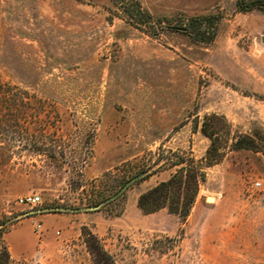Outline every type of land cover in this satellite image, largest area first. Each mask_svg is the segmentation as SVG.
Returning <instances> with one entry per match:
<instances>
[{"label":"rangeland","instance_id":"rangeland-1","mask_svg":"<svg viewBox=\"0 0 264 264\" xmlns=\"http://www.w3.org/2000/svg\"><path fill=\"white\" fill-rule=\"evenodd\" d=\"M204 126L223 156L187 218L144 212L139 197L182 157L205 159ZM243 136L264 149L263 12L235 0H0L11 264H264V154L233 150ZM143 172L98 211L43 212L102 204ZM28 193L41 204L19 205Z\"/></svg>","mask_w":264,"mask_h":264},{"label":"trees","instance_id":"trees-1","mask_svg":"<svg viewBox=\"0 0 264 264\" xmlns=\"http://www.w3.org/2000/svg\"><path fill=\"white\" fill-rule=\"evenodd\" d=\"M236 6L241 12H251L259 10L264 13V0H235ZM150 16V15H147ZM213 15L199 18L200 25L204 22L211 21ZM212 119L223 121L228 126L226 120L218 115H212ZM203 133L211 140V146L207 151L205 159L196 161L195 159H186L182 157L179 170L168 180L159 183L154 188L143 193L138 200V206L146 213H153L161 208L167 207L173 214L179 215L182 219H186L194 205L196 197L200 191V186L206 181V170L220 162L222 153L218 149V139H214L213 135L208 132L206 126L203 127ZM233 150H256L264 154L263 147H260L255 139L249 136L237 138L232 145ZM183 197V199H181ZM105 197H101L90 204H99ZM3 230L0 229V264H11V255L8 248L3 245ZM97 243L96 238L93 240ZM93 244L96 256L102 259V251L100 247Z\"/></svg>","mask_w":264,"mask_h":264},{"label":"water","instance_id":"water-1","mask_svg":"<svg viewBox=\"0 0 264 264\" xmlns=\"http://www.w3.org/2000/svg\"><path fill=\"white\" fill-rule=\"evenodd\" d=\"M147 173L143 172L139 175H136L132 179H130L115 195L109 197L106 199L102 204L92 206V207H84V208H77V209H70V208H60V207H53V208H47L43 212H93L98 211L101 209L102 206L116 200L118 197H120L132 184L137 182L138 180L142 179Z\"/></svg>","mask_w":264,"mask_h":264},{"label":"built area","instance_id":"built-area-1","mask_svg":"<svg viewBox=\"0 0 264 264\" xmlns=\"http://www.w3.org/2000/svg\"><path fill=\"white\" fill-rule=\"evenodd\" d=\"M261 183L257 182L255 184V186H260ZM42 202V199L39 195L35 194V193H28V194H25L23 196H20L18 197L17 199V203L19 205H23V206H27V207H30V208H34V207H37L38 205H40ZM41 228L40 225H37L36 226V232L39 231Z\"/></svg>","mask_w":264,"mask_h":264},{"label":"crops","instance_id":"crops-1","mask_svg":"<svg viewBox=\"0 0 264 264\" xmlns=\"http://www.w3.org/2000/svg\"><path fill=\"white\" fill-rule=\"evenodd\" d=\"M45 215H47V214H45ZM45 215H41V216H45Z\"/></svg>","mask_w":264,"mask_h":264}]
</instances>
